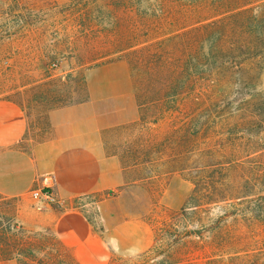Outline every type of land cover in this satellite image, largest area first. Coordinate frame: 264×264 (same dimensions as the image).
Here are the masks:
<instances>
[{
  "label": "rangeland",
  "instance_id": "1",
  "mask_svg": "<svg viewBox=\"0 0 264 264\" xmlns=\"http://www.w3.org/2000/svg\"><path fill=\"white\" fill-rule=\"evenodd\" d=\"M169 2L0 0V100L26 110L34 142L75 107L79 149L105 154L78 160L105 189L56 207L79 208L94 239L66 244L0 198V260L140 264L188 202L191 229L233 207L229 229L264 224V0ZM234 248L264 261V243Z\"/></svg>",
  "mask_w": 264,
  "mask_h": 264
},
{
  "label": "crops",
  "instance_id": "2",
  "mask_svg": "<svg viewBox=\"0 0 264 264\" xmlns=\"http://www.w3.org/2000/svg\"><path fill=\"white\" fill-rule=\"evenodd\" d=\"M74 109L62 110L66 118L57 124L53 122L50 138L34 142L28 138L26 110L13 101L0 100V198L19 202L20 215L30 216V221L40 227L51 226L64 243L83 246L94 239L92 226L84 214L79 208L61 211L56 207L105 189L100 169L93 171V163H82V171L78 170L79 159L104 158L105 154L89 150L88 140L79 149L76 129L79 119L68 117ZM46 175L55 179L54 191L59 204L46 206L34 199L31 201V191L40 186ZM28 204L34 207L30 213ZM0 264L18 262L7 259L0 260Z\"/></svg>",
  "mask_w": 264,
  "mask_h": 264
},
{
  "label": "trees",
  "instance_id": "3",
  "mask_svg": "<svg viewBox=\"0 0 264 264\" xmlns=\"http://www.w3.org/2000/svg\"><path fill=\"white\" fill-rule=\"evenodd\" d=\"M160 6L169 7V0H157ZM167 17L172 12L162 11ZM192 78H190L191 82ZM231 208L233 206H230ZM196 207L189 206V202L161 221L153 229L154 243L141 256L140 264H255L253 258L256 249L234 250V246L248 242L264 243V224L254 225L261 227V232L242 229L231 230L225 223L231 217L244 214L242 210H227L222 217L208 218L199 224L198 229H191L192 222L188 221L190 212ZM243 212V213H242ZM246 213H252L246 210ZM262 237V239H258ZM264 252V251H263ZM256 264H264V261Z\"/></svg>",
  "mask_w": 264,
  "mask_h": 264
},
{
  "label": "built area",
  "instance_id": "4",
  "mask_svg": "<svg viewBox=\"0 0 264 264\" xmlns=\"http://www.w3.org/2000/svg\"><path fill=\"white\" fill-rule=\"evenodd\" d=\"M55 179L51 175L43 176L40 186L31 191V196L42 205L53 206L59 204L55 193Z\"/></svg>",
  "mask_w": 264,
  "mask_h": 264
}]
</instances>
